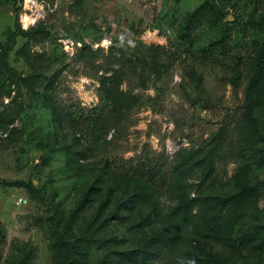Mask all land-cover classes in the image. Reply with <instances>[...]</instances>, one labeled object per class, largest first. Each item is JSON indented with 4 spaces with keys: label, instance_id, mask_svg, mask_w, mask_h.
<instances>
[{
    "label": "rangeland",
    "instance_id": "1",
    "mask_svg": "<svg viewBox=\"0 0 264 264\" xmlns=\"http://www.w3.org/2000/svg\"><path fill=\"white\" fill-rule=\"evenodd\" d=\"M36 1L0 0V264H264V0Z\"/></svg>",
    "mask_w": 264,
    "mask_h": 264
},
{
    "label": "built area",
    "instance_id": "2",
    "mask_svg": "<svg viewBox=\"0 0 264 264\" xmlns=\"http://www.w3.org/2000/svg\"><path fill=\"white\" fill-rule=\"evenodd\" d=\"M26 8L30 10V13L27 14V18L30 19V24L35 23L39 18L38 2L36 0H26ZM29 16V17H28ZM23 199L20 198L18 203H22Z\"/></svg>",
    "mask_w": 264,
    "mask_h": 264
},
{
    "label": "trees",
    "instance_id": "3",
    "mask_svg": "<svg viewBox=\"0 0 264 264\" xmlns=\"http://www.w3.org/2000/svg\"><path fill=\"white\" fill-rule=\"evenodd\" d=\"M86 48L87 47H84L83 50H86ZM92 51H93V49H92ZM252 190H253V187L245 188L243 192H246L247 194H251ZM262 234H263L262 231H258L257 233H254V236H260ZM252 236H253V234L250 231H247L245 234H243V237H244L245 241H248V240L252 239L251 238Z\"/></svg>",
    "mask_w": 264,
    "mask_h": 264
}]
</instances>
